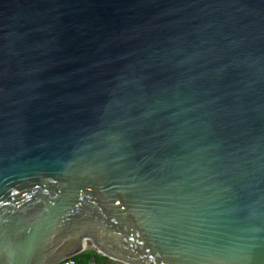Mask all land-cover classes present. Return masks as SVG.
<instances>
[{
	"label": "water",
	"instance_id": "obj_1",
	"mask_svg": "<svg viewBox=\"0 0 264 264\" xmlns=\"http://www.w3.org/2000/svg\"><path fill=\"white\" fill-rule=\"evenodd\" d=\"M264 264V0H0V264Z\"/></svg>",
	"mask_w": 264,
	"mask_h": 264
},
{
	"label": "trees",
	"instance_id": "obj_2",
	"mask_svg": "<svg viewBox=\"0 0 264 264\" xmlns=\"http://www.w3.org/2000/svg\"><path fill=\"white\" fill-rule=\"evenodd\" d=\"M73 258L77 261L78 264H112L115 261L114 259L103 255L93 248L86 249L80 253H77L73 255Z\"/></svg>",
	"mask_w": 264,
	"mask_h": 264
},
{
	"label": "built area",
	"instance_id": "obj_3",
	"mask_svg": "<svg viewBox=\"0 0 264 264\" xmlns=\"http://www.w3.org/2000/svg\"><path fill=\"white\" fill-rule=\"evenodd\" d=\"M58 264H78V263L73 258V255H71V256H68V257L62 259ZM92 264H95V263H92ZM112 264H127V263L121 262L119 260H115L114 263H112Z\"/></svg>",
	"mask_w": 264,
	"mask_h": 264
}]
</instances>
